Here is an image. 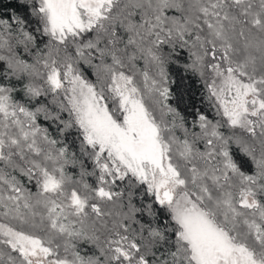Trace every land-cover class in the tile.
Returning <instances> with one entry per match:
<instances>
[{
  "label": "snow or ice",
  "instance_id": "6c2138e0",
  "mask_svg": "<svg viewBox=\"0 0 264 264\" xmlns=\"http://www.w3.org/2000/svg\"><path fill=\"white\" fill-rule=\"evenodd\" d=\"M0 264H264V0H0Z\"/></svg>",
  "mask_w": 264,
  "mask_h": 264
}]
</instances>
